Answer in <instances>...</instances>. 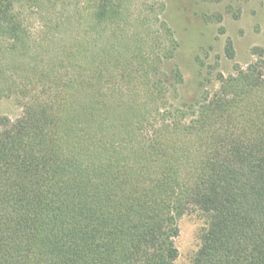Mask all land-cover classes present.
I'll return each mask as SVG.
<instances>
[{
    "label": "trees",
    "instance_id": "16d2710c",
    "mask_svg": "<svg viewBox=\"0 0 264 264\" xmlns=\"http://www.w3.org/2000/svg\"><path fill=\"white\" fill-rule=\"evenodd\" d=\"M165 11L0 0V99L23 100L0 117V264H175L191 212L193 264H264V47L180 102Z\"/></svg>",
    "mask_w": 264,
    "mask_h": 264
},
{
    "label": "rangeland",
    "instance_id": "374dc122",
    "mask_svg": "<svg viewBox=\"0 0 264 264\" xmlns=\"http://www.w3.org/2000/svg\"><path fill=\"white\" fill-rule=\"evenodd\" d=\"M165 19L174 32L178 49L167 62L168 71L180 70L184 84L180 86V102L198 97L202 80L209 66L225 76L234 74L235 65L247 67L253 60L252 50L264 47V0L234 1L216 4L207 0H164ZM240 6V10H239ZM222 17V20H219ZM228 39L234 42L236 57H226ZM212 90L219 84L213 80L205 84ZM23 113L20 98L0 99V117L18 119ZM1 131V129H0ZM179 236L175 245L179 255L175 264H193L201 246V235L207 228L206 218L197 212L184 215L178 221Z\"/></svg>",
    "mask_w": 264,
    "mask_h": 264
}]
</instances>
